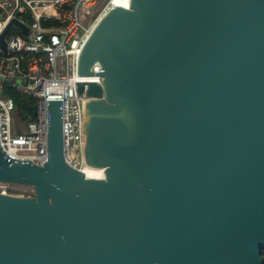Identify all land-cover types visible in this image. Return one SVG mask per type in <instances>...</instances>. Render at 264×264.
Here are the masks:
<instances>
[{
  "label": "water",
  "instance_id": "water-1",
  "mask_svg": "<svg viewBox=\"0 0 264 264\" xmlns=\"http://www.w3.org/2000/svg\"><path fill=\"white\" fill-rule=\"evenodd\" d=\"M11 22L27 30L13 17L3 50ZM91 74L84 152L104 177L65 163L47 99L46 161L0 148V180L33 186L0 193V264H261L264 0L114 6L78 52Z\"/></svg>",
  "mask_w": 264,
  "mask_h": 264
},
{
  "label": "built area",
  "instance_id": "built-area-1",
  "mask_svg": "<svg viewBox=\"0 0 264 264\" xmlns=\"http://www.w3.org/2000/svg\"><path fill=\"white\" fill-rule=\"evenodd\" d=\"M117 5L120 4L114 0H0V32L13 17L27 27L24 31L11 22L4 35L6 50L0 47V93L4 80L12 79L7 83L36 100L34 118L23 128L14 118L13 99L0 94V148L6 155L37 164L46 161L47 99H61L64 161L82 171L90 166L85 159L82 117L83 104L89 98L84 91L78 93L76 83L101 84L102 77H78L76 60L86 36ZM99 70L100 63H91L90 71ZM96 171V178L104 177L103 168ZM10 185L0 180V193H11Z\"/></svg>",
  "mask_w": 264,
  "mask_h": 264
},
{
  "label": "trees",
  "instance_id": "trees-1",
  "mask_svg": "<svg viewBox=\"0 0 264 264\" xmlns=\"http://www.w3.org/2000/svg\"><path fill=\"white\" fill-rule=\"evenodd\" d=\"M2 92L14 101V118L25 128V124L34 118L36 100L34 97L16 90L11 84L4 83ZM24 125V126H23Z\"/></svg>",
  "mask_w": 264,
  "mask_h": 264
},
{
  "label": "rangeland",
  "instance_id": "rangeland-1",
  "mask_svg": "<svg viewBox=\"0 0 264 264\" xmlns=\"http://www.w3.org/2000/svg\"><path fill=\"white\" fill-rule=\"evenodd\" d=\"M2 96L6 94L1 92ZM10 192L15 195H32L33 194V186L27 184H18V183H11L10 185Z\"/></svg>",
  "mask_w": 264,
  "mask_h": 264
},
{
  "label": "bare ground",
  "instance_id": "bare-ground-1",
  "mask_svg": "<svg viewBox=\"0 0 264 264\" xmlns=\"http://www.w3.org/2000/svg\"><path fill=\"white\" fill-rule=\"evenodd\" d=\"M116 4H120L123 6H127L129 4V0H114ZM98 168L102 167H94V166H86L83 171L87 174L90 175V177H95L99 175V173L96 171ZM102 170V169H101Z\"/></svg>",
  "mask_w": 264,
  "mask_h": 264
},
{
  "label": "flooded vegetation",
  "instance_id": "flooded-vegetation-1",
  "mask_svg": "<svg viewBox=\"0 0 264 264\" xmlns=\"http://www.w3.org/2000/svg\"><path fill=\"white\" fill-rule=\"evenodd\" d=\"M261 257H262L261 264H264V250H262L261 252Z\"/></svg>",
  "mask_w": 264,
  "mask_h": 264
}]
</instances>
